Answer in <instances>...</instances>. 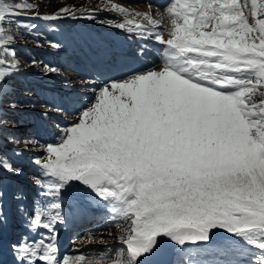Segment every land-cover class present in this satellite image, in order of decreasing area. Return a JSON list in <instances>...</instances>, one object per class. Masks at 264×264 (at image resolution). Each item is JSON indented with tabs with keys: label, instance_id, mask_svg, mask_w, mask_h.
Segmentation results:
<instances>
[{
	"label": "snow or ice",
	"instance_id": "1",
	"mask_svg": "<svg viewBox=\"0 0 264 264\" xmlns=\"http://www.w3.org/2000/svg\"><path fill=\"white\" fill-rule=\"evenodd\" d=\"M99 11L121 18L108 27L161 45L160 66L128 68L152 54L146 46H98L92 55L108 75L82 85L94 100L58 128V142L16 136L9 124L20 121L9 113L64 111L17 99L18 34L59 52L63 44L30 21L95 20ZM21 142L25 149H10ZM29 147L44 153L29 160L38 169L31 177L22 159ZM90 209L110 216L120 246L61 257L60 226ZM12 216L45 233L8 245L14 264H264V0H172L159 18L115 3L41 15L29 0H0V249Z\"/></svg>",
	"mask_w": 264,
	"mask_h": 264
},
{
	"label": "rangeland",
	"instance_id": "2",
	"mask_svg": "<svg viewBox=\"0 0 264 264\" xmlns=\"http://www.w3.org/2000/svg\"><path fill=\"white\" fill-rule=\"evenodd\" d=\"M7 2H13V0H7ZM29 2L37 5V9L41 15H54L60 9L67 7H74L80 10L89 9V7H91V9H100L107 3L120 4L121 6L126 7L133 12H137L135 9L138 7L136 3L135 5H129L126 3L123 4L124 2L121 4L120 0H29ZM151 7H153V9ZM150 8L152 9V15H156L159 12V10L155 9L153 5H150L147 8L138 7L142 13H148ZM107 12L99 11L95 20H62L51 23L55 26H50V23L43 20L42 22L47 24H37L36 22L30 21L31 23L38 25L37 31L43 37L51 39L52 41L61 42L63 44V48L59 52L52 49L46 42H44V40L40 41V46H36V42L33 40V38L27 33H24L23 30H21V33L18 34L19 39L17 40L16 44L19 46L18 51L22 65V74H26L29 79L35 82L34 89L30 93H33L32 95L37 97V99H33L32 102L23 100L25 105L30 103L41 105L42 103L47 102L49 105H60L64 111H52L49 116L41 118L37 115V113L45 112L44 107L38 106L33 111L27 108V111L31 110L28 113L29 115H27L28 118H24L23 120L19 119L20 124L18 125L11 123L9 124L10 128L15 129L16 136L25 139L34 136L39 139L41 144L56 143L59 139L58 128H63L69 126L73 122H76L79 111L94 100L95 93L92 92L89 87H84L82 85H85L91 80H96L97 85H99L104 82V79L107 77L108 73H105V76L102 77L100 75L99 66L97 67L95 65L93 66V69H90L89 67H92V63L86 64L84 59L85 53L88 50L87 45L91 46L90 48L92 49L94 43L99 38H101V40L98 41L99 44L96 45V47L102 45L106 48L115 49L114 44H116L117 41L106 36L108 33L103 31V29L112 30L111 27L107 26L108 21L119 22V19L121 18H119L114 12ZM25 22L27 23L29 21ZM89 22H93L94 24H97V26L90 25ZM74 23H77L78 26H75ZM60 29H64L65 32H62ZM93 30L99 31L98 35ZM75 33L80 34L81 37L76 36ZM93 36H95V39H93ZM94 40L95 42H93ZM83 41L85 43H83ZM137 41L140 43L139 39H137ZM145 42H148L149 45H151L149 39ZM149 45L146 44V47ZM158 46L159 47L153 48H160L161 50V45L158 44ZM160 50L157 53L158 57L153 59V64L149 67L150 69L153 66L157 68L160 66ZM32 59L37 60L39 64L33 67L31 65ZM44 64L55 66L60 69V72L57 74L45 73L42 70ZM136 70L139 69L136 68ZM117 78L123 77L117 76ZM16 87L17 83L15 82V89H17ZM56 87H58V89H56ZM47 89H51L53 91L48 92ZM64 95H66V99L62 98ZM14 116H16V114L9 113L10 120L13 119ZM13 147L19 150L25 147V145L23 142H21L10 145V149ZM27 150L29 153H27L29 158L25 160L24 156L23 161L28 165L27 175L31 177L38 171V169L35 166L29 164V160L35 159L37 156H42L44 153L39 147H29ZM24 187L28 197L30 198L29 201H32L33 197L37 196L36 203L39 204L41 201L37 195V189L33 187L31 180H26ZM97 214V211L90 213L92 217H96ZM101 215L102 217H98L101 219L99 222L101 225L94 228L100 229L101 226V229L93 234L100 237L104 243H101L100 239L96 240L95 242L88 243L85 241L86 236L82 235L81 240L77 245L74 246L75 250L88 249L91 248L92 245L95 249L77 251V254H73L72 257L84 254L86 255L87 259L89 256H98L100 253H103L106 250L117 249L120 246V241L118 239L120 234L119 229L115 227L110 216L105 218L103 214ZM11 220L12 222L15 221L13 216L11 217ZM84 225H86V223ZM109 233H111V236ZM74 244L75 242H69V248H71L70 252H74L72 247ZM97 251L98 253L96 254ZM66 254L67 253H64L63 257Z\"/></svg>",
	"mask_w": 264,
	"mask_h": 264
},
{
	"label": "bare ground",
	"instance_id": "3",
	"mask_svg": "<svg viewBox=\"0 0 264 264\" xmlns=\"http://www.w3.org/2000/svg\"><path fill=\"white\" fill-rule=\"evenodd\" d=\"M152 9H153V7H151ZM150 8V10H149V12H148V14H152V9ZM165 36H167L166 34H165ZM137 39H139V41H140V43H141V46H146V44L147 45H149V43L148 42H145V41H147V40H142V39H140V38H137ZM150 40V43H151V45H152V47H159L158 46V44L154 41V40H152V39H149ZM146 43V44H145ZM94 211H96L95 209H90L89 210V214H88V216L85 218L84 216H82V215H80L79 213H76L77 214V216L75 215H72V217L70 218V220L68 221V230H70L71 232H75V231H82L83 230V226H84V224L86 223L85 221L87 220V219H89L90 217H92L91 215H90V213H92V212H94ZM73 218V219H72ZM74 222L77 224V227L76 228H72L71 226L69 227V225H71V224H74ZM89 228H90V226H89ZM19 232H21L18 228H16L14 231H13V239H14V242H17V241H19V238L21 237V233H19ZM45 233H43V234H41V235H44ZM40 235V233L38 234V236H41ZM33 237H35V235H34V232H33ZM63 237V236H62ZM30 238H31V235H30ZM81 238H82V235H80L77 239H76V241L77 242H79L80 240H81ZM62 247H63V245H62ZM72 255L73 254H70L69 255V257H72Z\"/></svg>",
	"mask_w": 264,
	"mask_h": 264
},
{
	"label": "trees",
	"instance_id": "4",
	"mask_svg": "<svg viewBox=\"0 0 264 264\" xmlns=\"http://www.w3.org/2000/svg\"><path fill=\"white\" fill-rule=\"evenodd\" d=\"M15 82L17 83V87L16 88L18 89V92H16V93H17V95L20 96L21 99H23V100L27 99L29 101L34 99V97L29 93L30 89L27 88L25 82L22 79L18 78ZM17 95H16V97H17ZM19 113H21V116H20ZM26 114L27 113L24 112V111L17 112L15 118L22 119Z\"/></svg>",
	"mask_w": 264,
	"mask_h": 264
}]
</instances>
